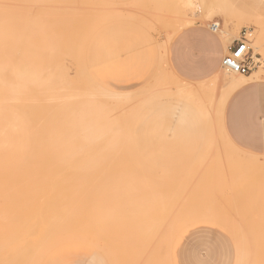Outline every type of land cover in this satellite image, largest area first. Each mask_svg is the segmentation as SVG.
<instances>
[{
  "label": "rangeland",
  "instance_id": "obj_1",
  "mask_svg": "<svg viewBox=\"0 0 264 264\" xmlns=\"http://www.w3.org/2000/svg\"><path fill=\"white\" fill-rule=\"evenodd\" d=\"M191 1L0 0V264H57L68 243L92 264H264V0ZM214 22L228 46L248 31V75L176 68L184 34ZM26 74L64 77L51 82L69 86L75 136L84 107L92 134L74 146L90 152H61ZM243 76L247 135L229 126Z\"/></svg>",
  "mask_w": 264,
  "mask_h": 264
},
{
  "label": "crops",
  "instance_id": "obj_2",
  "mask_svg": "<svg viewBox=\"0 0 264 264\" xmlns=\"http://www.w3.org/2000/svg\"><path fill=\"white\" fill-rule=\"evenodd\" d=\"M220 30L216 33L209 29H195L184 34L181 43L174 49V61L176 68L182 76L194 80L202 79L212 73L218 66L224 56L223 53L228 52L229 46L224 44L227 38L221 36ZM248 82H244L234 97L229 102V126L234 134H249L246 128L247 124L251 125V111L253 110L252 98L253 91L249 88ZM239 87V88H240ZM243 91V127L240 129V120L234 112V98ZM85 247L76 243H68L59 245L56 249L57 264H92V259L85 253Z\"/></svg>",
  "mask_w": 264,
  "mask_h": 264
},
{
  "label": "bare ground",
  "instance_id": "obj_3",
  "mask_svg": "<svg viewBox=\"0 0 264 264\" xmlns=\"http://www.w3.org/2000/svg\"><path fill=\"white\" fill-rule=\"evenodd\" d=\"M193 1V0H192ZM191 1V2H192ZM188 2V1H187ZM198 4H200V3H198ZM128 13V12H127ZM49 61H50V59H49ZM68 63V62H67ZM58 64V63H57ZM62 65V64H61ZM59 66V65H58ZM40 70H42V71H39V70H35V72H43V69L41 68ZM47 70H50V68L49 69H47ZM60 70V69H59ZM31 72H34V70H30ZM29 70H27L26 71V73H28L29 74V72H30ZM45 71V70H44ZM63 71V70H62ZM34 72V73H35ZM37 72V73H38ZM56 71H54V72H52V73H55ZM34 73H30L29 75H31L29 78H31V79H29V81H31L32 80V78H33V76L35 77V75H33ZM28 74H26V77H25V79L22 81V86L27 90V91H31L32 92V98L36 101V106H35V108L37 109V111H38V113L40 114V113H45V114H47L49 117H51L57 124H58V130H57V138H59V143H58V147H65L64 149H62V153L63 152H66V150H69V151H71V150H76V149H78V151H79V148H86V149H88L89 150V152H90V148L89 147H87V146H74L75 145V143L76 142H79V141H84V142H86L87 141V135H88V137H89V135L90 134H92V132L91 131H87V130H85V126H86V121L84 120V115H85V111H84V107H82V105H81V107H80V109H81V111H77L76 112V115H77V121H76V125H77V127H78V130H77V132H75L76 134H77V136H75V134H74V130H73V125H74V110H73V103H72V97H71V94H70V92H69V86L67 87V83H56V85L54 86L53 84H52V82L53 83H55V81H59V80H63L64 82L66 81L65 79H64V77L62 76V77H58V76H56V75H44V77H43V84H42V82L40 83V81H36V83H39V84H32V85H28L27 83H25V82H29V81H27L28 79H27V77H28ZM40 74V73H39ZM65 74V73H64ZM37 76V75H36ZM39 77V79H41V76H37V78ZM46 77V78H45ZM55 77V78H54ZM59 78V79H58ZM244 76H243V80H242V78L240 79L239 78V80L238 79H235V80H237V81H233V82H235V83H232L230 80H228V82L230 81V84H229V88H230V90L231 89H235V87H238V86H241L244 82H245V80H244ZM47 79V80H46ZM57 79V80H56ZM224 79H222L221 80V83H222V81H223ZM50 81V82H49ZM52 81V82H51ZM225 81H226V77H225ZM241 82V81H243L242 83H240L239 84V82ZM47 82V83H46ZM238 84H237V83ZM46 83V84H45ZM226 83V82H225ZM227 84V83H226ZM60 85V86H59ZM222 85H225V84H222ZM57 86V87H56ZM77 86V85H76ZM225 88H226V86H225ZM228 88V89H229ZM72 89V88H71ZM80 89V88H79ZM170 89V88H169ZM226 90V92H227V89H225ZM73 91V90H72ZM229 91V90H228ZM73 92H75V91H73ZM225 92V93H226ZM229 92H232V90L231 91H229ZM229 92H227V93H229ZM79 94V93H78ZM230 94V93H229ZM223 96L225 95V94H222ZM75 96V95H74ZM227 96H228V94H227ZM222 97V96H221ZM79 98V97H78ZM226 98V97H225ZM224 98V99H225ZM228 98V97H227ZM85 100V99H84ZM201 100H203V99H201ZM225 100H227V99H225ZM74 101V100H73ZM75 101H77V99L75 100ZM222 101V99L220 98V102ZM79 102V101H78ZM217 102V101H216ZM219 102V103H220ZM81 103V102H80ZM104 103V102H103ZM197 103V102H196ZM222 103V102H221ZM220 103V105L222 106V107H224L223 106V104H221ZM84 104V103H83ZM225 104V103H224ZM194 106V105H193ZM78 107V106H77ZM76 107V108H77ZM194 109V108H193ZM221 110H223V109H221ZM220 110V111H221ZM37 113V114H38ZM36 114V113H35ZM94 114V113H93ZM184 113H182V115H183ZM39 116V115H38ZM185 116V115H184ZM208 116V115H207ZM179 117V116H178ZM103 118V117H102ZM105 118V117H104ZM199 120V119H198ZM51 121V120H50ZM114 123V122H113ZM196 125V124H195ZM88 126V125H87ZM89 127V126H88ZM99 127V126H98ZM112 126H110V128H111ZM105 128V127H104ZM103 128V129H104ZM108 128H109V126H108ZM114 128V127H113ZM28 129H30V128H28ZM108 130V129H107ZM107 130H105V131H107ZM223 130V129H222ZM17 131V130H16ZM26 131V130H25ZM30 131V130H29ZM103 131V130H102ZM109 131V130H108ZM107 131V132H108ZM203 131V130H202ZM40 132V131H39ZM42 132V131H41ZM95 132V131H94ZM98 132V131H97ZM109 132H111V131H109ZM222 132V131H221ZM25 133V132H24ZM113 133V132H112ZM225 133V132H224ZM95 134V133H94ZM102 134V133H101ZM116 134V133H115ZM12 136V135H11ZM10 137V136H9ZM22 137V136H21ZM35 137V136H34ZM96 137H97V135H96ZM102 137V136H101ZM95 138V137H94ZM13 139V138H12ZM38 139V138H37ZM225 139H226V137H225ZM228 139V138H227ZM226 139V140H227ZM20 140V139H19ZM28 140V139H27ZM54 140V139H53ZM22 141V140H21ZM228 141V140H227ZM41 142V141H40ZM88 142V141H87ZM132 142V141H131ZM11 143V142H10ZM25 143V142H24ZM23 143V144H24ZM27 144H28V142H26ZM94 143V142H93ZM228 143H231L230 141L228 142ZM13 144V143H12ZM96 144V143H95ZM29 145V144H28ZM54 146V145H53ZM72 149H71V148ZM68 148V149H67ZM71 150H70V149ZM73 148H75V149H73ZM50 149V148H49ZM66 149V150H65ZM85 149V150H86ZM53 150V149H52ZM85 150H83L84 151V153H81V152H76V153H74L73 154V157L74 158H80L79 160H81V158L83 159V160H85L86 158H89L90 157V155H89V152H88V150H86V152H85ZM94 150V149H93ZM51 151V150H50ZM54 155H55V148H54ZM81 151V150H80ZM106 151V150H105ZM58 153H61L60 151H57ZM101 152V151H100ZM9 153V152H8ZM12 153V152H11ZM96 153V152H95ZM106 153V152H105ZM126 153V152H125ZM107 154V153H106ZM132 154V153H131ZM48 155V154H47ZM126 155V154H125ZM248 155V154H247ZM13 156V155H12ZM59 156H63L64 157V155H56V157H58L59 159H61L62 160V157H59ZM103 156V155H102ZM102 156H100V157H102ZM132 156V155H131ZM251 156V155H250ZM67 157V156H66ZM229 157V156H228ZM37 158V157H36ZM65 158V157H64ZM39 159V158H38ZM53 159H54V157H53ZM110 159V158H109ZM236 159V158H235ZM253 159V158H252ZM255 159V158H254ZM33 160V159H32ZM56 160H58V159H56ZM56 160H54V162L56 161ZM87 160V159H86ZM248 160V159H247ZM258 160H260V159H258ZM68 161L70 162V160L68 159ZM74 161H76L75 159H74ZM82 161V160H81ZM99 161V160H98ZM114 161V160H113ZM251 161V160H250ZM51 162V161H50ZM89 162H92V161H90L89 160ZM247 162V161H246ZM245 162V163H246ZM72 163V162H71ZM96 163H98V164H102V163H100V162H96ZM230 163V162H229ZM240 163V162H239ZM253 163H254V160H253ZM236 164V163H235ZM242 165V164H241ZM251 165H253V164H251ZM255 167V166H254ZM257 167V166H256ZM245 168H246V166H245ZM258 168V167H257ZM258 170V169H257ZM181 210V209H180ZM201 211V210H200ZM218 212V211H217ZM224 213V212H223ZM210 214V213H209ZM203 217V216H202ZM177 218V217H176ZM171 219V218H170ZM230 222H232L233 223V221H230ZM176 223V222H175ZM237 224V223H236ZM232 228V227H231ZM75 234V233H74ZM159 234H161V233H159ZM72 235V234H71ZM78 235V234H77ZM69 236V235H68ZM73 238H77V239H81V240H86V236H85V234H83L82 236H73ZM58 239V238H57ZM84 242V241H83ZM101 242V241H100ZM99 244V243H98ZM101 244V243H100ZM99 244V245H100ZM263 248V247H262ZM261 248V249H262ZM263 253H264V251L263 250H261ZM263 253H261L260 254V256H262V258H264L263 256L264 255H262ZM261 258V257H260ZM261 258V259H262ZM254 260H255V258H254ZM264 261V260H263ZM256 262V261H255ZM258 262V261H257ZM264 263V262H263ZM260 264V263H259Z\"/></svg>",
  "mask_w": 264,
  "mask_h": 264
},
{
  "label": "built area",
  "instance_id": "obj_4",
  "mask_svg": "<svg viewBox=\"0 0 264 264\" xmlns=\"http://www.w3.org/2000/svg\"><path fill=\"white\" fill-rule=\"evenodd\" d=\"M219 24L214 22L210 24L209 30L216 33ZM220 67L226 72L237 73L240 75H248L254 68V61L251 47L249 46V33L246 29L240 31L228 52L220 61Z\"/></svg>",
  "mask_w": 264,
  "mask_h": 264
}]
</instances>
